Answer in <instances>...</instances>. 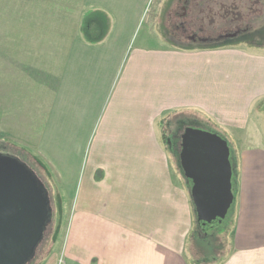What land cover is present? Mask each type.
Instances as JSON below:
<instances>
[{
	"label": "crops",
	"instance_id": "1",
	"mask_svg": "<svg viewBox=\"0 0 264 264\" xmlns=\"http://www.w3.org/2000/svg\"><path fill=\"white\" fill-rule=\"evenodd\" d=\"M149 1L42 0L47 19L57 3L50 25L30 36L41 14L29 11L28 38L13 36V61L34 63L46 103L35 157L71 199L63 264H190L193 213L163 128L185 112L240 139L234 250L218 264H264V46L172 45L154 22L132 45ZM42 41L32 58L18 53ZM53 249L41 264H57Z\"/></svg>",
	"mask_w": 264,
	"mask_h": 264
},
{
	"label": "rangeland",
	"instance_id": "2",
	"mask_svg": "<svg viewBox=\"0 0 264 264\" xmlns=\"http://www.w3.org/2000/svg\"><path fill=\"white\" fill-rule=\"evenodd\" d=\"M39 1L42 0H32L31 3H28V0H0V151L3 149L11 153L27 165V169L32 172L46 191L50 207V216L45 225L42 240L26 264H41L43 258L52 251L53 246V250L58 253L57 264H63L60 247L65 232L63 224L68 218L66 208L71 205V199L69 195L63 196L57 192L56 179L49 178L44 173L43 163L35 157L32 140L35 139L42 125L45 115L43 107L45 108L46 103L45 99L41 98L42 93L33 86V77L30 72L33 69L31 67H35L34 63L13 61L16 60L15 51L12 50L13 36L15 35V40L16 38L24 40L28 38L25 25L27 20L30 22V18L26 17V13L35 11L37 16L41 14L35 19L36 24L31 19V28L28 27L30 36L37 32L41 24L48 23L49 20L53 21L54 14L56 16L59 13L55 2L54 5L49 4L46 7L50 13V19L43 17V2ZM188 1L189 4L183 5L182 2L179 4L178 0H150L137 25L132 45L137 44L147 33H150L154 22L158 31L159 38L157 39L172 45L264 46V0ZM181 5L184 7L183 11L178 7ZM236 31H238L236 36L223 37ZM193 33L199 37H211L212 40L192 42L187 37ZM44 47L46 46L43 41L38 46H33L32 43L23 44L19 47L18 53L24 52L27 58H32V55L37 52L34 51L35 49L42 53ZM28 50L32 52L27 56ZM46 96H48L47 93ZM163 126L164 141L166 136L171 137L170 140L173 141L174 134H182L185 127L217 132L200 115L187 112L169 116L164 120ZM226 142L232 169V202L222 223L206 233L200 231L194 233L195 219L193 218L192 229L185 246V255L190 264H218L224 253L228 255L234 250L232 232L237 192L238 163L236 159H238L240 139H233V141L226 139ZM169 154L180 183L186 186L189 197L191 183L182 175L177 154L176 156ZM189 201L191 204L190 197Z\"/></svg>",
	"mask_w": 264,
	"mask_h": 264
},
{
	"label": "water",
	"instance_id": "3",
	"mask_svg": "<svg viewBox=\"0 0 264 264\" xmlns=\"http://www.w3.org/2000/svg\"><path fill=\"white\" fill-rule=\"evenodd\" d=\"M178 161L191 183L195 224L206 233L222 223L232 202L228 144L216 133L185 127ZM49 216L46 191L38 179L15 158L0 155V264H26Z\"/></svg>",
	"mask_w": 264,
	"mask_h": 264
},
{
	"label": "flooded vegetation",
	"instance_id": "4",
	"mask_svg": "<svg viewBox=\"0 0 264 264\" xmlns=\"http://www.w3.org/2000/svg\"><path fill=\"white\" fill-rule=\"evenodd\" d=\"M184 9L183 5L181 7V10ZM183 11V10H182ZM234 34L233 36H236L238 34V31L232 33ZM232 36V37H233ZM225 38H229V37H226L225 35L223 36ZM188 40L192 41V42H196V41H199V42H207L208 40H212L211 37H199L197 36L196 34H192V35H189L188 37ZM222 38V37H221ZM183 133V132H182ZM171 137H167L166 138V143H167V146L169 147V149L175 154H177V158H178V155H179V152L181 150V134L178 135L177 133L174 134L173 136V141L170 140ZM0 155H7V156H11L13 158H15L16 160L19 159L18 157L12 155L11 153L7 152V151H4L3 149H1L0 151ZM22 164V163H21ZM23 166H25V168H27V165L24 163L22 164ZM190 181V180H189Z\"/></svg>",
	"mask_w": 264,
	"mask_h": 264
},
{
	"label": "trees",
	"instance_id": "5",
	"mask_svg": "<svg viewBox=\"0 0 264 264\" xmlns=\"http://www.w3.org/2000/svg\"><path fill=\"white\" fill-rule=\"evenodd\" d=\"M82 27H83V28H87V23L84 22V24H82ZM215 133H217L218 135H220L222 138L225 139V137H224L222 134H219L218 132H215ZM17 160H18L20 163L24 164V162H22L21 160H19V159H17ZM196 232H199V229L197 228V226H196V224H195V231H194V233H196Z\"/></svg>",
	"mask_w": 264,
	"mask_h": 264
}]
</instances>
